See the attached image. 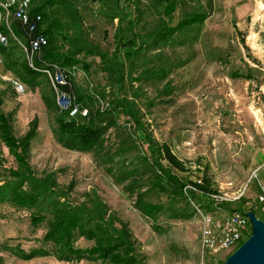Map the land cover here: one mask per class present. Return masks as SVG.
I'll use <instances>...</instances> for the list:
<instances>
[{
	"label": "rangeland",
	"instance_id": "374dc122",
	"mask_svg": "<svg viewBox=\"0 0 264 264\" xmlns=\"http://www.w3.org/2000/svg\"><path fill=\"white\" fill-rule=\"evenodd\" d=\"M115 1L72 0L78 9L79 28H72L70 33H77L109 55L116 49L120 52L119 60L125 63L126 71L123 89L118 91L96 54L80 55L74 82L83 91L95 92L96 104L103 107L118 92L135 100L146 134L156 143H169L190 167V172L175 171L187 182L186 189L194 191L188 180L205 170L219 191L214 199H189L194 209L192 217H161L158 223L164 230H156L153 220L134 206L135 194L127 192L108 171L111 163L93 152L70 150L57 142L56 112L44 100L45 94L54 97V91L45 74L32 83L23 78L26 40L13 34H9V44L0 48L2 110L13 113L16 136H23L32 120L38 118L30 151V164L36 174L55 171L61 185H73L68 195L76 203L97 193L128 222L146 255V264H232L239 252L259 239L258 231L251 228L232 248L209 250L202 241L204 216H211L216 230L233 212L254 213L264 222L258 180L254 177L258 170L264 182V0H170L175 6L170 14L166 13V2L127 0L121 1L120 8L111 9ZM136 6L142 13L133 30L138 43L144 42L147 50L131 60L118 44L117 33H132L126 30L127 20L137 19ZM195 12L205 13V20L152 46L158 23L174 26ZM122 17L126 19L122 21ZM8 23L11 26V17ZM56 44L62 50L67 48L61 36ZM146 62L147 67L164 70L165 77L144 75ZM13 80L21 81L26 90L18 92ZM119 121L105 134V151L118 153L116 171L138 166L140 179L147 181L150 171L141 167V130L127 116H120ZM0 149L9 164L15 165L1 141ZM151 196L159 199L154 191ZM47 226L48 221L34 226L27 209L0 204V264H74L53 255L25 260L9 250L17 245L25 250L41 246ZM78 244L86 246L89 242L80 240Z\"/></svg>",
	"mask_w": 264,
	"mask_h": 264
},
{
	"label": "trees",
	"instance_id": "16d2710c",
	"mask_svg": "<svg viewBox=\"0 0 264 264\" xmlns=\"http://www.w3.org/2000/svg\"><path fill=\"white\" fill-rule=\"evenodd\" d=\"M121 1L127 0H116L109 7L118 9ZM153 1L159 4L166 2L167 14L175 9L170 0ZM132 2L138 1L132 0ZM136 10L137 19L127 20L126 30L132 33L126 35L123 31L117 33L118 44L123 48L125 57L131 60L137 55H145L147 50L144 42L138 43L137 33L133 30L142 13L139 6H136ZM31 13H39L42 16L37 30H31L29 25L11 18L13 33L23 37L27 43L38 34H43L48 43L35 53V67L30 66L27 61L23 63L21 75L27 82L32 83L37 77L45 74L43 69L54 64L59 65L66 79V83L61 87L62 90L72 94L81 106L89 110L87 116L78 114L71 117L69 111L59 109L55 93L54 97L44 95L48 108L56 112L57 127L54 134L58 143L70 150L93 152L96 156L104 157L106 163H111L108 171L118 183L124 184L127 192L131 195L135 194L134 206L144 216L152 219L154 228L159 231L164 230L158 223L159 218H190L194 214L191 200L195 202L199 199H214L219 194L205 170L188 180L194 191L186 189L187 182L175 171L190 172V167L169 143H156L146 134L142 128L135 100L118 92L111 101L107 102V106L103 107L96 104L98 99L95 92H86L76 86L74 74L76 65L81 62L80 55L83 53L101 57L103 70L110 76L118 91L124 87L126 71L125 63L119 60L120 52L117 49L109 55L107 51H102L97 45L83 39L77 33H70L72 28H79L78 9L73 5L72 0H39L36 3L32 0ZM205 18V13L195 12L174 26L158 23L153 33L152 46L167 40L183 28L204 21ZM124 19L126 18H121L122 21ZM3 29L9 33L5 24ZM58 36L62 37L66 49L62 50L57 46ZM6 46L0 45V48L4 49ZM148 64L147 62L144 64V75L153 78L165 77L164 70L147 67ZM89 67L86 65L87 69ZM3 103L4 92L0 90V141L14 157L15 165L9 164L3 150L0 149V204L8 203L29 210L34 226L48 221L41 246L25 250L17 245L9 247V250L25 260L53 255L58 260L74 264L82 260H88L92 264H146V255L142 252L140 243L128 222L111 210L97 193L90 194L88 199L81 203H76L70 200L68 195L73 185H61L55 171L42 176L36 174L30 164V151L32 141L37 135L38 118L32 120L29 130L23 136H16L12 129L13 113H5L2 110ZM122 115L129 117L136 128L141 130L139 135L143 146L141 167L145 171H150L147 181L140 179L138 166L116 171L114 160L118 157V153L105 151L107 149L105 134L110 127L120 124L119 118ZM152 191L156 193L158 200H153ZM80 240H85L89 244L80 246L78 244Z\"/></svg>",
	"mask_w": 264,
	"mask_h": 264
},
{
	"label": "built area",
	"instance_id": "2783aa9c",
	"mask_svg": "<svg viewBox=\"0 0 264 264\" xmlns=\"http://www.w3.org/2000/svg\"><path fill=\"white\" fill-rule=\"evenodd\" d=\"M31 7L32 0H0V45H8L10 40L9 34L15 35L8 23L9 17L18 19L22 23L29 25L31 30H37L42 16L39 13L32 14ZM4 24H6L9 33L4 31ZM47 43L48 40L43 34H38L34 39L28 43L26 42L24 50L30 66L35 67L34 55ZM43 71L47 75L55 93L59 109L69 111L71 117H75L78 114L87 116L89 113L88 108L81 106L72 94L62 90L61 87L66 83L63 69L59 65L54 64L52 67L43 69ZM13 83L18 92L26 90L25 85L21 81L13 80ZM254 177L258 180V199L262 202L264 210V182L259 179L258 170L255 171ZM253 227L254 224L248 213L233 212L226 220V223L218 230L215 229L211 216L205 215L202 234L203 246L209 250L216 249L217 247L232 248L239 244L244 235Z\"/></svg>",
	"mask_w": 264,
	"mask_h": 264
},
{
	"label": "water",
	"instance_id": "95a60500",
	"mask_svg": "<svg viewBox=\"0 0 264 264\" xmlns=\"http://www.w3.org/2000/svg\"><path fill=\"white\" fill-rule=\"evenodd\" d=\"M259 239L246 250L239 252L232 264H264V222L256 218L254 213H249Z\"/></svg>",
	"mask_w": 264,
	"mask_h": 264
},
{
	"label": "crops",
	"instance_id": "0c3cea01",
	"mask_svg": "<svg viewBox=\"0 0 264 264\" xmlns=\"http://www.w3.org/2000/svg\"><path fill=\"white\" fill-rule=\"evenodd\" d=\"M82 261H86V260H82ZM82 261H81V262H82ZM87 261H88V260H87ZM79 263H80V262H79Z\"/></svg>",
	"mask_w": 264,
	"mask_h": 264
}]
</instances>
